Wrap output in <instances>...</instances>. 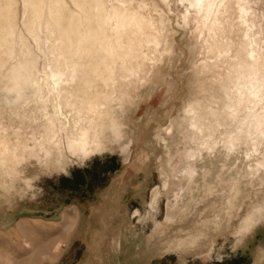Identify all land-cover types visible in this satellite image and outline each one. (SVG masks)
<instances>
[{
	"label": "rangeland",
	"instance_id": "rangeland-1",
	"mask_svg": "<svg viewBox=\"0 0 264 264\" xmlns=\"http://www.w3.org/2000/svg\"><path fill=\"white\" fill-rule=\"evenodd\" d=\"M82 1L0 0V264L58 256L78 201H114L147 264H264V0H103L104 64L50 30L86 37Z\"/></svg>",
	"mask_w": 264,
	"mask_h": 264
},
{
	"label": "crops",
	"instance_id": "crops-1",
	"mask_svg": "<svg viewBox=\"0 0 264 264\" xmlns=\"http://www.w3.org/2000/svg\"><path fill=\"white\" fill-rule=\"evenodd\" d=\"M111 203L78 201L54 214L59 225L53 237L61 230L65 239L60 254L41 264H147V247L129 248L135 236L120 228L118 212H108Z\"/></svg>",
	"mask_w": 264,
	"mask_h": 264
},
{
	"label": "bare ground",
	"instance_id": "bare-ground-1",
	"mask_svg": "<svg viewBox=\"0 0 264 264\" xmlns=\"http://www.w3.org/2000/svg\"><path fill=\"white\" fill-rule=\"evenodd\" d=\"M89 1V0H88ZM92 1V0H91ZM95 2V4H94V7H95V9L92 7V6H90L91 7V9H90V7L88 8V10L91 12V10L93 9L94 11H92L91 13H89V15H86V14H88V11H86L87 9L84 7V13H85V20L86 21H84V24H86V28H87V30H86V37L84 36V29L82 30V28L83 27H81V29L79 28V22H77V21H79V20H77L76 21V19H78L79 17H77L76 19H74V17H73V15H71V14H73L72 12H69L68 10H66L68 13H65L66 14V16L68 15V14H70L68 17H67V19H66V22H63V21H65V19L63 18V16H65L64 14L62 15V12L60 11V10H58V11H56L55 13H53V14H51V17H52V15H53V19H52V23H53V20H54V23H53V25H54V27H52L51 26V28H50V30L52 29V31L53 30H56L55 32H56V34H57V31H58V34L60 35V39H62V41H64V42H66L67 41V48H68V50H75L76 52H78V54L79 53H85V54H90V53H92V52H95L96 53V55L99 57V61H98V63L99 64H101V63H105L106 62V60L105 59H108L109 57H110V55H111V53H112V50L110 49V46H109V44H108V39H109V42H110V38L109 37H107V34H108V32H107V34H106V31H107V21H108V24H111V23H109V20H106L105 19V15L106 14H104V16H103V14L102 13H105V12H103V7H106L107 8V5H106V2H104V4L106 5V6H103L102 7V5H103V0H101V1H99V0H94ZM210 1V0H209ZM72 2H74L73 4H75L76 5V7H78L79 9H78V11H80V9L82 8V10H83V6L81 5V3L83 2L82 0H81V3H80V1L79 0H72ZM102 2V3H101ZM119 2V1H118ZM89 3V2H88ZM207 4H209V3H207ZM64 6V5H63ZM63 6H61L60 8H62ZM82 6V7H81ZM118 6H119V4H118ZM121 6L122 5H120L119 7L121 8ZM50 7V6H49ZM119 7L116 9L115 7V10H114V12H113V14L111 13V12H109L110 14H112L113 16H114V18L118 21V23H120V24H125L126 25V23H128V22H131L132 21V19L133 18H131V15L132 14H130V15H128L127 14V11L125 10V8H124V10H123V8L122 9H119ZM123 7V6H122ZM60 8H57V9H60ZM63 8H65V6L63 7ZM62 8V9H63ZM106 8H104V9H106ZM113 8V7H112ZM113 8V9H114ZM208 9V8H207ZM65 11V12H66ZM1 12V11H0ZM81 12V11H80ZM52 13V12H51ZM107 13V12H106ZM77 14V13H76ZM76 14H74V15H76ZM79 15H81V14H79ZM39 16V15H38ZM66 16H65V18H66ZM130 16V17H129ZM40 17V16H39ZM76 17V16H75ZM38 18V17H37ZM112 18V17H111ZM137 18V17H136ZM40 19V18H39ZM38 19V20H39ZM62 19H64V20H62ZM138 19V18H137ZM137 19H136V21H137ZM112 21V20H111ZM51 23V24H52ZM83 23V22H82ZM113 23V22H112ZM117 23V25H119ZM134 24H135V22H133ZM50 24V25H51ZM84 24H83V26H84ZM114 24V23H113ZM137 24V28L138 29H140L141 28V26H140V23H136ZM135 24V25H136ZM4 25V24H3ZM49 25V24H48ZM47 25V27L49 28L50 27V25L48 26ZM81 25V24H80ZM115 25V24H114ZM116 25V26H117ZM132 25V24H131ZM112 26V25H111ZM85 27V26H84ZM121 27V26H120ZM143 27V26H142ZM117 29V28H116ZM34 30V29H33ZM49 30V29H48ZM52 31H50V33L52 32ZM53 33H54V31H53ZM112 33H113V31H112ZM58 34H57V36H58ZM72 34V35H71ZM72 36H74L73 37V39H72ZM112 36V35H111ZM116 38L115 39H118L117 38V33H116V35H114ZM119 37V36H118ZM85 38V40H86V42H87V45H85V46H83L82 45V40ZM120 39V38H119ZM61 41V40H60ZM116 41V40H115ZM118 41V40H117ZM117 41H116V43H117ZM120 43H121V41H120ZM119 42L117 43V44H120ZM72 50V51H73ZM74 51V52H75ZM71 53H73V52H71ZM98 53H100L101 54V57L98 55ZM75 54V53H74ZM103 54V55H102ZM104 55H108V56H104ZM102 56H104V57H102ZM110 59H112L111 57H110ZM110 60H107V63L109 62ZM106 63V64H107ZM70 66V67H69ZM105 67H106V65H104ZM110 66V65H109ZM108 66V68H110ZM68 67V68H67ZM66 68L68 69V71H67V73L71 76L70 78H73L76 74H77V72L79 71V70H77V66H75V65H73V64H71V65H66ZM16 71V70H15ZM15 71H12V72H15ZM25 71V70H24ZM66 72V71H65ZM65 72L64 71H61V70H57V71H52V77L53 78H55L56 80H58L63 74H65ZM25 73V72H24ZM78 73H81L82 75H84V72L83 71H79ZM91 73H93V74H97L98 75V73H99V69H94L93 71H91ZM27 74V73H26ZM12 75V77H14V78H12L11 80H13V84H12V86L10 87V90H12L13 92H18L19 91V89L20 88H22L21 86H22V82H24V80L22 81V80H20V77L23 75L22 73H21V69H18L16 72H15V75H13V74H11ZM66 75V74H65ZM36 80V79H35ZM33 82V81H32ZM83 83H85V81H83ZM258 87V86H257ZM256 87V89H258ZM254 88H255V86H254ZM63 90V89H62ZM66 90V89H65ZM260 91V90H259ZM259 91H257V90H255V89H253V90H248V91H246L247 93V95H245L247 98H253V99H256L257 98V94H258V92ZM20 92V91H19ZM66 92V91H65ZM17 94V93H16ZM261 93L259 92V95H260ZM18 95V94H17ZM259 98V97H258ZM261 98V97H260ZM258 100V99H257ZM259 101V100H258ZM257 102V101H256ZM93 130H94V128H93ZM84 131V130H83ZM83 131L81 132V134L83 133ZM86 131V130H85ZM84 131V132H85ZM88 133V132H87ZM87 133L86 134H84L85 136H80V138L82 137V138H86V136H88L87 135ZM81 138V139H82ZM94 139H95V137H94ZM94 139H92V140H89V142L90 141H93ZM80 141H82V140H79V142ZM84 142H85V140H83ZM86 141H88V138H87V140ZM93 143V142H92ZM84 144V146H86L87 144H85V143H83ZM82 144V145H83ZM89 145V144H88ZM192 171H193V167H190L189 169H188V174H189V172H191V174H192ZM190 175V174H189ZM67 222L69 223L68 225H70V223H71V217H68L67 216Z\"/></svg>",
	"mask_w": 264,
	"mask_h": 264
}]
</instances>
